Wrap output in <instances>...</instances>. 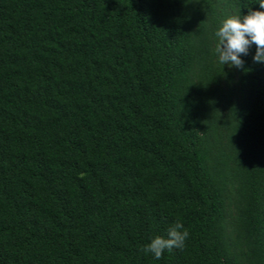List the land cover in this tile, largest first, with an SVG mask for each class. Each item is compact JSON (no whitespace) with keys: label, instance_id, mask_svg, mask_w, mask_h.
<instances>
[{"label":"trees","instance_id":"obj_1","mask_svg":"<svg viewBox=\"0 0 264 264\" xmlns=\"http://www.w3.org/2000/svg\"><path fill=\"white\" fill-rule=\"evenodd\" d=\"M248 8L0 0V264H264V63L212 51Z\"/></svg>","mask_w":264,"mask_h":264},{"label":"clouds","instance_id":"obj_2","mask_svg":"<svg viewBox=\"0 0 264 264\" xmlns=\"http://www.w3.org/2000/svg\"><path fill=\"white\" fill-rule=\"evenodd\" d=\"M258 9L248 8L244 14L225 15L214 28L212 49L216 60L223 66L241 67L242 56L247 55L250 45H255L252 60L264 63V0H254ZM189 236L184 225L176 220L165 230L164 235L151 236L141 249L159 260L164 251L182 249Z\"/></svg>","mask_w":264,"mask_h":264}]
</instances>
